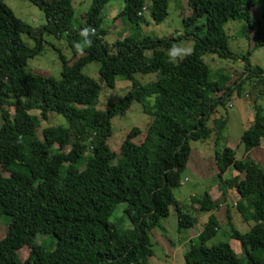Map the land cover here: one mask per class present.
Here are the masks:
<instances>
[{
  "label": "trees",
  "instance_id": "obj_1",
  "mask_svg": "<svg viewBox=\"0 0 264 264\" xmlns=\"http://www.w3.org/2000/svg\"><path fill=\"white\" fill-rule=\"evenodd\" d=\"M26 1L41 10V26L23 22L0 0V167L6 173L0 172V218L8 219L0 238V264H147L153 255L148 232L166 217L169 206L177 231L195 223L173 192L180 185L190 143L209 137L208 120L233 92L257 89V96H264V70L248 61L250 50L264 44V1L186 0L189 13L181 18L182 33L151 38L141 30L145 0H121L118 16L128 21L129 32L111 44L103 41L100 27L109 0H91L75 26L72 0ZM149 2L152 21L162 22L170 0ZM256 7L259 17L252 14ZM230 20L242 21L247 37L255 30L252 47L239 57L227 45L224 25ZM89 26L96 31L94 43L77 54L73 44L83 40L80 30ZM44 34L64 38L71 50L68 60L58 53L62 68L57 79L25 69L27 59L40 52ZM189 40L192 54L169 63L167 50ZM208 54L239 58L243 71L236 79L223 73L211 78L202 58ZM92 62L98 63L97 80L82 72ZM136 73L157 76L141 84ZM116 76L129 80V89L97 109L100 87L112 88ZM132 102L141 105L149 121L144 131L129 129L115 153L107 143L110 119L124 115ZM50 114L62 116L65 124L44 126L38 135L40 122ZM211 121L217 140L226 119ZM263 141L264 115L254 106L240 135L244 156L236 158L227 146L213 153L222 199L227 189L234 190L244 200L234 203L235 210L244 222H253L240 233L224 211L229 236L239 242L243 256L227 242L206 245L217 229L212 211L220 202L203 193L192 202L208 218L188 239L183 264H264V168L247 156ZM228 168L237 174L223 178ZM117 205H122L119 217ZM39 236L45 238L38 242ZM22 247L29 249L23 261L17 253Z\"/></svg>",
  "mask_w": 264,
  "mask_h": 264
},
{
  "label": "rangeland",
  "instance_id": "obj_2",
  "mask_svg": "<svg viewBox=\"0 0 264 264\" xmlns=\"http://www.w3.org/2000/svg\"><path fill=\"white\" fill-rule=\"evenodd\" d=\"M3 3L12 11V13L27 23L37 28L44 23V17L36 6L26 0H2ZM264 1V0H263ZM91 0H72L73 8L72 24L75 26L81 22L83 14L88 10ZM145 8L142 10L143 22L141 30L144 35L151 38L177 36L182 33L181 18L189 13L186 0H170L167 8V16L160 23H155L150 17V2L144 1ZM123 3L121 0H109L101 11L102 22L100 27L104 30L103 41L111 44L116 39L126 36L129 32V23L123 16H118ZM256 17L260 15V8L252 10ZM242 21L230 20L224 25V31L227 35V45L235 57L243 55L246 50L252 47L255 39V30H250L247 35L242 31ZM21 39L28 45L33 46V41L21 34ZM180 45L191 47V41H182ZM58 53L68 60L71 56V50L67 47L64 38L56 39L51 35H43L42 48L40 52L27 59L25 69L31 73L41 74L59 78L61 72V62L58 59ZM150 52H146L148 55ZM203 61L210 67L211 78L218 73H223L230 79H236L243 71V62L239 58L222 59L216 55H204ZM248 61L253 66H258L264 70V44L250 50ZM98 63L92 62L83 67L82 72L89 77L97 80ZM156 73H136L134 79L141 84H147L155 80ZM131 83L122 76H116L112 88L101 86L95 100L97 109H104L108 103L121 99L129 89ZM258 90L253 93L242 91L239 94L233 92L225 101L224 106H218L216 113H213L207 122L211 129L208 138L202 141L190 143V153L183 172L181 173V182L174 192L175 198L179 201L184 210L195 217V223L192 227L177 231L176 215L172 206L168 207L166 217L160 220L159 225L148 232L153 255L148 259L147 264H183L182 253L187 247L190 237H193L202 229L203 223L208 218V212H201L198 205L192 202V198H201L203 193L208 194L211 200L220 202V205L212 213L216 216L217 229L206 245L210 246L219 242H227L238 257H242V249L237 240L229 236L227 218L224 215L225 209L228 210L230 223L240 232H246L252 221L244 222L240 214L235 210L234 203L242 200L232 189H227L225 199H222L220 190L217 186L216 170L214 167L213 153L215 150L227 146L235 151V157L244 156L242 145L240 144V135L243 129L248 126L254 113V106L261 107L264 115V96H257ZM12 112V110H10ZM36 113V112H34ZM225 117V125L219 138H215V128L212 123L213 118ZM149 121V117L141 111V105L138 102H132L124 115H115L110 119L111 135L107 143L112 151H118L121 140L127 131L137 127L144 131ZM1 124V119H0ZM65 124V120L60 115L50 114L46 121H41L37 134H40L41 128L47 125ZM141 135L139 136V138ZM68 148V147H67ZM248 158L255 160L264 168V141L261 146L252 148L247 152ZM0 172L6 173L1 169ZM237 174L232 168H228L222 175L223 178H229ZM115 217L121 214L122 205H117ZM6 216L0 218V238L5 234ZM45 236H39L38 242H41ZM29 249L22 247L18 250V256L23 261Z\"/></svg>",
  "mask_w": 264,
  "mask_h": 264
},
{
  "label": "clouds",
  "instance_id": "obj_3",
  "mask_svg": "<svg viewBox=\"0 0 264 264\" xmlns=\"http://www.w3.org/2000/svg\"><path fill=\"white\" fill-rule=\"evenodd\" d=\"M79 35L83 37L82 41L74 42L73 47L77 54H83L85 47H91L94 43L93 37L96 31L93 27L89 26L82 28ZM193 49L187 45L176 44L167 50L168 62L176 64L192 54Z\"/></svg>",
  "mask_w": 264,
  "mask_h": 264
},
{
  "label": "crops",
  "instance_id": "obj_4",
  "mask_svg": "<svg viewBox=\"0 0 264 264\" xmlns=\"http://www.w3.org/2000/svg\"><path fill=\"white\" fill-rule=\"evenodd\" d=\"M252 119V118H251ZM251 119H250V121H251ZM260 146H261V144H260Z\"/></svg>",
  "mask_w": 264,
  "mask_h": 264
}]
</instances>
